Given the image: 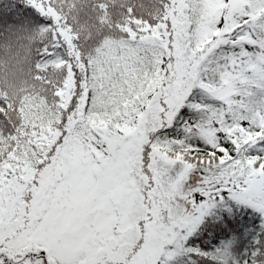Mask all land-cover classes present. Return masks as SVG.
<instances>
[{
  "label": "snow or ice",
  "instance_id": "snow-or-ice-1",
  "mask_svg": "<svg viewBox=\"0 0 264 264\" xmlns=\"http://www.w3.org/2000/svg\"><path fill=\"white\" fill-rule=\"evenodd\" d=\"M0 264H264V0H0Z\"/></svg>",
  "mask_w": 264,
  "mask_h": 264
}]
</instances>
